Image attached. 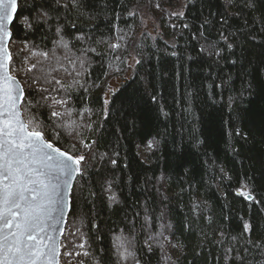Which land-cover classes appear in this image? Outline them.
I'll return each mask as SVG.
<instances>
[{"label": "trees", "instance_id": "1", "mask_svg": "<svg viewBox=\"0 0 264 264\" xmlns=\"http://www.w3.org/2000/svg\"><path fill=\"white\" fill-rule=\"evenodd\" d=\"M24 3L30 12L34 0ZM175 3L75 0L74 6V0H59L48 25L27 36L18 34L14 52L25 39L38 46L34 50H55L50 63L58 71L52 76L66 85L76 75L73 63L80 70V49H95L87 53L88 73L78 77L88 91L69 92L71 115L65 120L90 122L92 131H78L95 143L91 153L81 148L93 159L74 185L73 211L63 236L83 233L100 264H116L113 243L121 236L132 241L129 247L140 264H264V127L248 116L256 101L250 91L252 69L264 60V0H187L182 17L166 11ZM138 5H148L157 18V37L139 34V17L133 12ZM57 26L69 42L67 50L57 46ZM221 32L233 43L231 51ZM113 44L120 47L113 50ZM130 56L135 65L113 91L114 103L104 119L100 110L107 80L126 75ZM125 90L140 101L134 112L121 104ZM84 108L90 117L78 115ZM50 111L40 108L46 123ZM56 130L61 145L72 143L66 130ZM149 143L143 158L138 147ZM243 184L259 203L249 204L236 194ZM109 186L119 203H110ZM245 220L255 226L251 239L261 248L241 236ZM149 234L159 240L151 252L144 243ZM168 247L177 248V254L167 256ZM86 264L94 262L89 257Z\"/></svg>", "mask_w": 264, "mask_h": 264}, {"label": "snow or ice", "instance_id": "2", "mask_svg": "<svg viewBox=\"0 0 264 264\" xmlns=\"http://www.w3.org/2000/svg\"><path fill=\"white\" fill-rule=\"evenodd\" d=\"M53 4L59 6V0H40L38 4L34 0L31 11L26 13L24 0H0V264H62V260L63 264H73L75 257H82L75 260V264H86V258L89 257L94 264H100L83 233L78 237L77 233H70L75 239L65 238V242L61 239L64 228L60 227L66 214L73 211L77 178L85 177L88 164L93 159V155H86L81 148L91 153L95 141L86 142L83 132L78 131L81 128L92 131L91 123L77 125L75 121H66L65 118L71 115V110L67 109L71 100L70 90L81 88L88 91L87 82L81 83L78 77L88 73L91 63L87 53L95 49H80L82 55L77 58L80 70H76L73 63L76 75L73 84L66 85L62 79L52 76V72L58 71L50 63L55 57L54 49L34 50L38 46L30 45L27 39L21 41L24 46L17 48L15 53L12 48L18 34L27 36L48 25L52 19L50 12L54 10ZM156 7L159 8V5ZM174 15L182 17L183 13ZM61 33L62 28L57 26V46L67 50L69 42ZM220 37L227 50L231 51L233 43L229 42L228 36L221 32ZM75 38L81 41L84 39L83 36ZM110 47L115 50L120 45L113 44ZM21 53L27 54L21 56ZM215 54L220 56V51ZM14 56L17 58L14 59ZM33 59L35 63H31ZM251 75L250 91L256 101L255 110L248 116L253 124L258 123L264 127V105L261 104L264 101V60L252 69ZM114 95L109 90L102 98L100 114L104 119H107L109 105L114 103L111 99ZM119 99L129 112L139 108L140 101L135 93L129 94L125 90ZM41 107L51 109L47 114V123L41 118ZM85 113H89L90 117L88 108H84L78 115L83 117ZM56 129L66 130L73 143L61 145V132ZM116 163L115 159L111 160L113 166ZM247 189V184H243L236 194L249 204L259 203ZM107 191L110 193V203H119L116 195L111 193V186ZM240 233L246 243L261 248L260 243L251 239L255 226L250 221H243ZM261 236L264 237V234ZM144 243L148 252H151L154 244L159 245V240L149 234ZM131 244L132 241L127 237L116 238L113 243L116 264H126L129 260L140 264L136 252L129 247ZM247 251L245 248V254Z\"/></svg>", "mask_w": 264, "mask_h": 264}, {"label": "rangeland", "instance_id": "3", "mask_svg": "<svg viewBox=\"0 0 264 264\" xmlns=\"http://www.w3.org/2000/svg\"><path fill=\"white\" fill-rule=\"evenodd\" d=\"M176 3L172 6L166 9L170 15L174 16V13H181V10L183 9L185 3L187 0H175ZM133 12L136 13V15L139 17L140 21V27H139V34L145 33L151 38H155L160 34V25L159 22L157 21V18L154 16V14L151 12V9L148 5H138L137 7L133 8ZM20 46V45H19ZM13 50L16 48L14 45H12ZM21 48V47H19ZM14 52V51H13ZM15 53V52H14ZM24 54V53H23ZM15 57V56H14ZM135 58L133 56H130L129 59L127 60V73L125 76H122L120 78L117 77H109L107 80V85H106V93L111 90L112 92L116 90L119 86V84L122 82L121 80L124 78H127L130 76L131 71L135 65ZM21 78H22V73H21ZM105 93V95H106ZM73 135H75L73 133ZM71 137V136H70ZM72 138V137H71ZM73 143V140H72ZM149 149V145H145L143 147H138V152L141 155V157H145L146 152ZM67 225V221L65 224V227ZM65 231V228H64ZM62 240H72L74 237H72L70 234L67 236V240L65 239V236L61 237ZM64 250L62 249V252ZM166 254L168 255H176L177 254V248L169 249V247L166 249ZM63 264V261H62Z\"/></svg>", "mask_w": 264, "mask_h": 264}, {"label": "water", "instance_id": "4", "mask_svg": "<svg viewBox=\"0 0 264 264\" xmlns=\"http://www.w3.org/2000/svg\"><path fill=\"white\" fill-rule=\"evenodd\" d=\"M68 214L69 213L66 214L65 221L60 225V227L65 228V224H66V221H67Z\"/></svg>", "mask_w": 264, "mask_h": 264}]
</instances>
